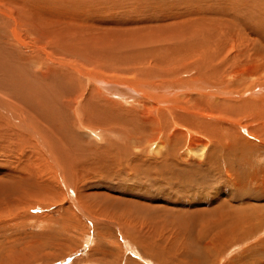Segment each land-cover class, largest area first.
I'll return each mask as SVG.
<instances>
[{
  "label": "bare ground",
  "instance_id": "obj_1",
  "mask_svg": "<svg viewBox=\"0 0 264 264\" xmlns=\"http://www.w3.org/2000/svg\"><path fill=\"white\" fill-rule=\"evenodd\" d=\"M38 1L43 11L49 4L66 10L75 22L68 24L69 32L60 30L61 22L32 14L28 6H38ZM224 3H216L222 7L216 10L222 18L194 14L193 9L191 13L185 10V15L174 12L169 17L163 11L151 17L141 13L138 18L139 10L134 8L135 13L121 12L127 20H92V7H98V1L0 0L2 210L13 206L15 192L25 193L33 187L38 196L53 198L55 205L69 204L61 222L64 231H75L79 214L95 226L107 222L104 215L101 218L94 212L97 203H90L80 191V179L89 172L114 170L137 176L144 172L149 178L167 169L169 178L181 174L189 179L184 151L199 150L197 157L205 155L202 162L207 168L218 156L217 160H228L232 139L243 140L238 137L246 129L242 119L248 117L254 123V108L259 110L258 118L264 117V0ZM176 18L183 19L178 28L173 29V22L159 24ZM146 22L153 24L144 25ZM254 29L260 33L255 39L250 36ZM178 49L183 57L178 56ZM54 56H67L78 65L109 75L60 64L72 70L67 73L50 66L57 63ZM246 74L249 80L243 79ZM117 84L128 91L118 90ZM236 96L238 100H234ZM260 124L248 131L252 137L264 133V121ZM182 147L178 160L176 153ZM177 161L179 170L171 174ZM139 162L148 164L145 171ZM199 164L197 172L203 171ZM154 167L160 169L154 171ZM172 182L169 179L167 186ZM112 225L119 228V237H129L125 222ZM32 242L25 248L33 249Z\"/></svg>",
  "mask_w": 264,
  "mask_h": 264
},
{
  "label": "rangeland",
  "instance_id": "obj_2",
  "mask_svg": "<svg viewBox=\"0 0 264 264\" xmlns=\"http://www.w3.org/2000/svg\"><path fill=\"white\" fill-rule=\"evenodd\" d=\"M96 1L100 2L101 6L92 7V20L98 18L127 20L125 15L122 18V13L128 10L132 12L139 10L140 13H136L137 16L139 14L138 18H142L141 13H144L143 17H151L153 13H155L153 16L162 15L163 11L168 12L169 17L177 13L185 15V10L187 13L193 11L194 14L202 12L206 17L217 14L221 17L223 15L216 13V10L222 7L220 8L216 3H220L221 6L225 4V0L224 2L223 0L219 2L217 0V2L213 0ZM96 1L91 0V4ZM38 3V6L29 4L32 14H43L50 22H61L63 28L60 27V30L69 32L68 24L71 26L75 22L66 10L55 6L53 8L49 4L43 11L39 8L41 1ZM56 4L65 6L63 3ZM216 6L219 8L217 9ZM197 16L200 17L199 14ZM176 19H168L159 24L173 22V29L178 28V22L182 18ZM95 22L90 25L92 30L96 26ZM232 23L235 24V22ZM146 24H153V22H146L144 25ZM249 34H251L250 31ZM92 35L98 34L92 33ZM250 36L255 39L260 36V33L254 29V34ZM177 54L179 57L184 56V52L180 49L177 50ZM149 57L151 56L146 58L150 60ZM54 59L57 63L51 62L50 66L59 67L67 73L72 70L62 68L61 65H69L86 73H98L91 70L92 67L74 63L67 56H54ZM98 74L109 75L108 72ZM244 77L243 79L249 80L248 74ZM116 87L117 89L121 87L118 90L128 91V88L121 84H117ZM236 98L237 96L234 100H238ZM254 111L256 113L254 123H251L248 117L242 119L241 126H244L247 131L243 129L238 135L239 139L243 138L242 142L232 139L233 151L229 153L232 156L228 160H217L220 157L218 156L216 161L207 168L204 165L205 162H202L205 155L201 154L197 157L199 150L183 152L185 156H188H184L183 160L189 165L186 169L189 179L183 178L181 174H179L180 177L174 175L175 177L172 176L171 179L167 169L154 173L149 178L144 172L139 176L114 170L111 171L112 173L89 172V176L87 173L85 175L87 178L80 179L79 185L82 188L80 191L89 197L90 203H97L94 212H97L96 215H100L101 218L104 215L106 223L100 221L103 223L95 226L93 222H88L79 214V223L74 228L75 231L66 232L63 230L61 215L65 214L66 209L69 208L68 203L55 205L53 198L45 197L44 199L43 196H38L33 187L26 188L25 193L15 192L13 206L5 210L0 207V225L2 224L0 226V264H36V261L37 264H264V133L255 134L254 137L248 133L250 129L261 126L260 122L264 121V117L258 118L257 108H254ZM180 142L182 146L184 142L182 140ZM183 147L176 153L178 160H181ZM145 156L148 154L145 153ZM150 157H152L151 154H149ZM138 164L144 168V171L148 165L140 162ZM198 164L202 166L200 169L202 168L204 173L202 170L197 172ZM174 165V170L170 169L171 174H176L179 170V162H174ZM152 169L156 171L160 168ZM153 170H150L151 173ZM91 176L93 179L90 181ZM152 176L155 179H152ZM169 179L173 182L172 185L167 186ZM118 181L122 187L117 183ZM124 222L123 226L128 230V241L122 236L119 237V228L112 225L114 223L122 225ZM30 241L35 242L32 244L33 249H30L34 256L25 248ZM55 244L58 246L56 247Z\"/></svg>",
  "mask_w": 264,
  "mask_h": 264
}]
</instances>
